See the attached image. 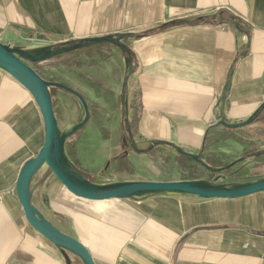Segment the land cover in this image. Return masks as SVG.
Returning a JSON list of instances; mask_svg holds the SVG:
<instances>
[{
	"label": "crops",
	"instance_id": "0c3cea01",
	"mask_svg": "<svg viewBox=\"0 0 264 264\" xmlns=\"http://www.w3.org/2000/svg\"><path fill=\"white\" fill-rule=\"evenodd\" d=\"M95 38L129 47L137 65L126 81V62L109 44L66 51L85 60L64 65L59 80L41 77L58 128L55 150L80 183L114 181L161 159L210 173L221 168L208 160L211 153L245 149L226 127L264 104V0H0V44L9 49L41 55ZM100 53L111 67L87 70ZM86 72L97 73L99 85H88ZM100 89L110 92L121 135L106 137L94 123L103 114L87 105L98 103ZM43 142L32 91L0 67V264H85L33 229L16 197L18 176ZM26 197L95 264H264V191L237 198L139 193L100 204L74 196L40 166Z\"/></svg>",
	"mask_w": 264,
	"mask_h": 264
},
{
	"label": "water",
	"instance_id": "95a60500",
	"mask_svg": "<svg viewBox=\"0 0 264 264\" xmlns=\"http://www.w3.org/2000/svg\"><path fill=\"white\" fill-rule=\"evenodd\" d=\"M87 42L88 43L69 46L64 49H57V47L52 50L46 49L41 55H34V52L9 49L0 44V67L32 91L43 118V145L35 158H33L21 171L16 182V197L27 222L33 229L56 245L74 252L85 264H95L89 252L80 242L49 226L30 206L26 197V192L31 176L40 166H46L68 192L78 198L89 201H104L139 193H181L191 194L201 198H237L264 191V179L247 186L242 185V187H237L235 190L201 187L191 182L142 181L123 186L115 184H112V186L85 185L80 183L83 179L63 164L61 157L55 150L58 139V128L53 114L48 85L32 68L27 66L25 62L29 61L32 64L33 62H42L48 58L63 54L66 51L78 49L79 47L87 45H112L114 42L122 44L119 39L115 38H95L87 40ZM186 156L195 161L199 158L197 156ZM199 163L204 165L203 162ZM99 186H102V189H105V191L99 192Z\"/></svg>",
	"mask_w": 264,
	"mask_h": 264
},
{
	"label": "rangeland",
	"instance_id": "374dc122",
	"mask_svg": "<svg viewBox=\"0 0 264 264\" xmlns=\"http://www.w3.org/2000/svg\"><path fill=\"white\" fill-rule=\"evenodd\" d=\"M97 60L91 61L86 65L87 70L97 72L101 67H111L110 56L106 53H100ZM84 54L78 53L72 56H63L60 54L55 60L46 61L41 64L33 65L31 62H25L27 66L32 68L40 77L46 80H59V73H63L64 65H72L76 67L80 65V62L85 60ZM94 60V59H93ZM85 76L90 78L88 85H99L96 79V75L92 73H85ZM129 90L124 88L122 95L127 98ZM98 103L89 101L88 109L91 114H103L102 117L94 123L102 130L103 134L115 135V130L121 135V128L118 121L111 119V96L107 89L98 90ZM103 96H100V94ZM101 103L103 105H101ZM135 116V115H134ZM136 118V117H135ZM137 123L136 119L132 121L133 126ZM114 130V131H113ZM236 142L245 145V149H237L233 146H227L224 151L211 153V157L208 160H212L215 165H219L221 168L215 169L208 173L201 166L194 163H176L165 162L161 160H155L148 164L146 168L141 167L136 172H131L127 175H119L114 181L103 180V177L98 178L100 180L98 185H128L133 182H142L146 178H163L169 180L175 179H190L192 176L198 181L196 185L208 188H218L225 190H235L237 187L247 186L249 184L261 181L264 179V125L254 124L249 127L248 131L244 135L233 134ZM121 138V136H120ZM241 151V152H240ZM247 157L244 158V155ZM208 164V163H207ZM233 164V165H230ZM210 165V164H208ZM185 167V168H184ZM144 169V175H141ZM102 204L104 201H97Z\"/></svg>",
	"mask_w": 264,
	"mask_h": 264
},
{
	"label": "trees",
	"instance_id": "16d2710c",
	"mask_svg": "<svg viewBox=\"0 0 264 264\" xmlns=\"http://www.w3.org/2000/svg\"><path fill=\"white\" fill-rule=\"evenodd\" d=\"M88 43L87 40L79 41V42H72L71 44H63L57 46V49H64L69 46H75V45H80V44H85ZM113 46L117 47L121 54L123 59L126 61L127 64V69H126V74H125V81L128 77L129 74H131L135 68H136V58L134 54L131 52L129 47L125 44H119L117 42H114L112 44ZM37 62H33V64H36ZM254 124H263L264 125V104L255 112V114L246 122L236 125V126H231V127H226L229 133L231 134H239V135H244L250 126ZM198 162H202L200 158L197 160Z\"/></svg>",
	"mask_w": 264,
	"mask_h": 264
},
{
	"label": "bare ground",
	"instance_id": "6f19581e",
	"mask_svg": "<svg viewBox=\"0 0 264 264\" xmlns=\"http://www.w3.org/2000/svg\"><path fill=\"white\" fill-rule=\"evenodd\" d=\"M100 185H101V184H100ZM107 186H112V185H107ZM98 191H99V192H103V191H105V189H102V186H99V187H98Z\"/></svg>",
	"mask_w": 264,
	"mask_h": 264
}]
</instances>
